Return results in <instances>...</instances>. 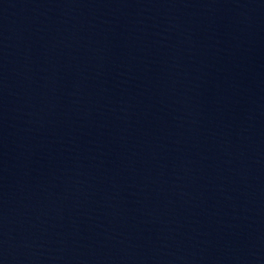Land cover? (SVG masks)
Returning <instances> with one entry per match:
<instances>
[{
	"label": "water",
	"instance_id": "1",
	"mask_svg": "<svg viewBox=\"0 0 264 264\" xmlns=\"http://www.w3.org/2000/svg\"><path fill=\"white\" fill-rule=\"evenodd\" d=\"M0 264H264V0H0Z\"/></svg>",
	"mask_w": 264,
	"mask_h": 264
}]
</instances>
